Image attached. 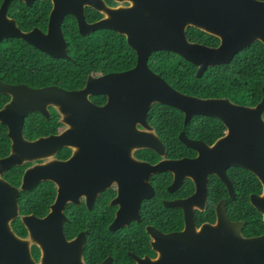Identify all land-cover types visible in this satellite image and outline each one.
Instances as JSON below:
<instances>
[{"label":"water","instance_id":"water-1","mask_svg":"<svg viewBox=\"0 0 264 264\" xmlns=\"http://www.w3.org/2000/svg\"><path fill=\"white\" fill-rule=\"evenodd\" d=\"M12 1L3 0L0 7V44L8 38H19L54 58L69 59L62 24L65 16L72 15L82 36L99 29L123 35L135 51L137 62L132 69L122 73L89 77L86 86L75 91L58 87L34 89L0 81V94L10 96V101L0 109V123L8 128L11 140V153L0 158V264H38L31 255L32 245L42 251L39 264H84L85 235L80 234L70 241L64 233L63 224L67 218L63 210L68 200L61 183L64 179L58 177V173L73 170V163L84 162L80 154L82 144L97 140L94 146L99 145L104 138L110 141L130 126L137 130V124L142 125L147 133L139 135L136 142L127 147L149 148L165 157L162 141L146 122L153 104L179 109L185 114V124L195 115L218 118L225 125L227 134L209 146L181 132L179 139L198 156L179 160L164 158L152 167L155 173H175V182L170 189H176L189 178L196 190L191 197L173 202L186 212L184 230L162 235L149 228L158 257L154 260L138 259V264H264V234L245 237L242 233L244 222L229 219L225 199L217 205L215 223H205L198 228L194 220V210L205 208L209 175H217L228 187L230 196H235L227 175L230 167L244 168L261 182L262 193L251 194L250 202L264 220V87L257 105L241 106L229 99H203L181 93L149 68L151 54L169 51L194 64L196 76L201 78L207 69L229 64L240 51L255 42L264 45V1L113 0L118 3L113 7L105 0H51L53 8L46 33L39 28L22 31L17 21L8 15ZM19 1L30 6L35 0ZM86 7L99 11L104 17L88 23ZM189 27L218 38L219 45L211 47L190 42L186 35ZM97 94L108 97L105 106L99 107L90 101L89 96ZM49 106L59 111L65 124L83 125L80 134L74 135L73 130L65 129L59 135L34 141L25 139V117L31 112L49 117ZM122 124L128 127L123 128ZM72 137L77 145L76 155L69 160L54 158L60 148L69 146ZM43 159L46 160L44 163L26 169L20 187L11 185L2 177L14 166ZM42 181H54L59 185L58 197L49 214L44 218L21 216L20 191H29ZM19 217L28 231L26 238L18 236L11 226ZM131 220L135 219L125 217L123 213L112 227L129 225Z\"/></svg>","mask_w":264,"mask_h":264},{"label":"trees","instance_id":"trees-1","mask_svg":"<svg viewBox=\"0 0 264 264\" xmlns=\"http://www.w3.org/2000/svg\"><path fill=\"white\" fill-rule=\"evenodd\" d=\"M1 3L2 0L0 5ZM50 9V0H36L31 6L15 0L8 14L17 20L22 30L29 31L34 27L46 28ZM97 15L99 14L96 11L87 8L88 20ZM63 32L70 60L50 57L18 38L5 39L0 44V79L10 83H26L34 87L58 84L75 90L85 85L89 74L101 75L123 71L136 64L137 55L128 45L126 38L112 30L99 29L89 36H82L78 31L76 19L67 16L63 23ZM186 35L190 42L211 47H216L220 43L218 38L193 27L187 29ZM149 67L173 88L189 96L203 99L229 98L234 102L251 106L256 105L262 98L264 45L258 41L240 51L229 64L207 69L201 78L196 76L197 67L194 64L169 51L154 52L149 58ZM8 99L7 95L0 94V108ZM56 119L55 112L52 113L50 120L35 112L30 114L24 128L26 137L32 139L39 135H47L52 128L51 121ZM149 120L166 145L168 156L173 158L194 154L179 141L177 134L180 131L184 130L189 136L203 131L204 135L213 134L212 136L216 138L224 130L222 123L213 117L202 119L194 117L187 126H184L179 110L162 105H155L152 108ZM29 130H36L34 137L28 135ZM9 151L7 128L0 123V158L8 155ZM67 155V149L61 150L58 154L61 158ZM23 169L24 167H13L4 177L11 184L19 186ZM229 176L236 191V197L229 199L227 203L230 218L234 221H245L243 235L246 237L263 234L262 215L249 201L250 194L260 193L262 190L259 180L251 172L238 167L231 168ZM185 185L187 191L192 190L190 181ZM224 195L226 191L223 184L217 177L212 176L209 184L208 209L202 217L205 215V219H209L213 213L210 207L214 208L215 203ZM52 199L53 189L50 182L43 183L29 192H21L19 197L21 212L34 213L38 216L45 214ZM12 226L19 235H26V229L20 219L15 220ZM65 230L68 231L67 227Z\"/></svg>","mask_w":264,"mask_h":264},{"label":"flooded vegetation","instance_id":"flooded-vegetation-1","mask_svg":"<svg viewBox=\"0 0 264 264\" xmlns=\"http://www.w3.org/2000/svg\"><path fill=\"white\" fill-rule=\"evenodd\" d=\"M50 2H51V9L48 14L46 28L44 29V28L34 27V28L41 29V31H43L44 33H46L48 30L50 13L53 8L52 1L50 0ZM105 2L109 6H113V7L118 5V3L113 0L110 1L112 2V4L109 3V0H105ZM9 8H8V11H9ZM87 8L92 9L99 14L97 15V17H94L92 20H88L86 18L88 23H95L104 17L102 13L90 7L85 8V17H86ZM67 16H72V15H67ZM67 16H65V18ZM9 17L11 16L9 15ZM17 25H18V22H17ZM62 29H63V24H62ZM25 32H28V31H25ZM57 59H63V58H57ZM65 60H70V56H69V59H65ZM130 69L123 70V71H113V72H109V73H105L101 75L89 74L86 78L85 85L82 88L75 89V90L83 89L86 86L89 77L98 78V77L111 74V73H122ZM0 81L3 83L9 84V85H14V86L15 85H26L34 89H40V88H46V87H58L66 91H75L74 89H67L58 84L34 87L26 83H10V82H4L1 79ZM262 95H263V89H262ZM7 96L9 99L6 103L10 101V96L9 95ZM97 97H100V98H97ZM94 98H97V100H94ZM89 99L93 104L99 107L105 106L108 101V97L104 94L90 95ZM216 99H223V98H216ZM224 99H229V98H224ZM229 100L233 104H237L241 106H249V107L255 106V105L251 106L247 104L237 103V102L232 101L231 99ZM155 105H162V104H153L150 107V109L148 110L147 116H146V122L150 127L154 129V131H156L158 135L156 128L149 120V113L152 110V108L155 107ZM162 106H168V105H162ZM169 107H172V106H169ZM48 110L50 112L49 117H46L39 112H35V113L40 114L46 120L51 119L53 112L56 113L57 119L54 121L53 120L51 121V125H52L51 131L47 135H39L37 137H34L35 133H37L36 130L35 131L29 130L27 132L28 135L34 138L31 139V138L26 137L24 128H25L26 119L28 118L30 114L34 113V112H31L25 117V120L23 123V135L25 139L29 141H34L40 137H47L50 135H59L65 129L73 130L74 135L80 134V131L83 125H76V124L67 125L64 122H62V116L55 107L49 106ZM180 112L182 114V120H183L184 126H187L194 117H197L198 119L210 117V116H204V115H195L189 120L187 124H185V114L182 111ZM215 119L219 120L224 126V130L222 131V134L218 135L216 138L212 136L213 134L207 135V136L204 135L203 131L197 133L194 136H189L184 130H182L177 134L178 139H179V134L181 132H184L188 138L201 141V142H204L206 145L212 146L219 138H222L223 136L227 134V130L223 122L218 118H215ZM56 124H59L60 126L59 125L56 126ZM121 127L124 128L128 126L122 124ZM86 133H91V132H86ZM145 133H147L146 129H144L142 125L137 124V130L136 129L132 130V127L130 126V129H126L125 131L121 132V134L118 137H114L110 141H106L107 138H104L102 143L99 145L94 146V144L98 142L97 140H90L89 141L90 144H82L83 150L80 151V154L84 158V162L73 163L72 164L73 170L67 171L65 173L64 172L58 173V177L64 179L61 181V183L64 185V191L67 193V200H68L63 210L64 215L67 218V221L63 224L64 233L66 235L67 240H70V241L75 239L80 234L85 235V244L82 249L84 264H138V259L154 260L158 257V252L154 249V244H153L154 239L150 235L149 228H152V230H156L158 233L162 235L177 234V233L182 232L185 228L186 212L183 208L175 206L173 202H179V201H182V200H185L191 197L195 193V190H196L194 182L191 179L186 178L184 182L181 183V185H179L176 189H170L173 183L175 182V173L172 171H161V172L155 173L152 167L158 164L164 158L170 159V160H179L183 158L192 159V158H196L198 156V153L194 151L193 149L189 148L194 153L191 156H181V157H175V158L169 157L166 145L161 140L159 135L158 137L162 141L165 147V150H166L165 157L160 156L154 150L149 149V148L140 149L136 147L137 145L132 146V147H127V146L132 145L134 142H136V139L138 138L139 135H146ZM7 135H8V128H7ZM74 139H75L74 137L70 139L69 146L60 148L55 154L54 158L59 159V160H69L73 158L77 153L76 152L77 145ZM179 141L183 145H185L180 139ZM80 143H82V141H80ZM118 144L120 145L119 148L117 147ZM108 146L110 147V149H107ZM101 147L102 149L98 150ZM63 149H67L68 151V155L65 158H61L58 156L59 152ZM10 153H11V140H10V151L8 155ZM8 155L4 157H7ZM45 161H46L45 159L35 160L31 162H26L22 166H18L22 168L24 167L22 176H21V182H22L24 172L26 171L27 168L35 164H42ZM231 168H235V167H230L227 170V175L230 180L231 178L229 176V170ZM10 169H8L2 175L3 179H5L7 182L9 181L4 176L7 174V172ZM212 176H215L218 178V176L215 174L209 175L208 194H207V200H206L204 210H200L198 208L194 210V220L198 228L202 224H205V223L213 224L216 222L217 205L223 199L226 200L225 209H226L229 219L233 222H239V221L232 220L227 210L228 200L234 199L236 197V191H235L233 182L231 180L232 186L235 191V196L231 197L228 187L219 178L218 179L223 184V187L226 191V195L222 196L215 203L214 208L210 207V210H213V213H211V217L209 219H205V215L202 217V214L205 213L208 209L209 184L211 182ZM188 181H190L192 185L191 191H187V186L185 185ZM21 182L19 186H15L11 184L10 182L9 183L15 187H20ZM46 182H50L52 189H53V199H52V202L48 205V209L46 213L40 216L34 213H22L20 204H19V198H18L19 212L21 216L35 215L39 218H44L49 214L51 206L55 203L58 197L59 185L54 181H42L34 188ZM106 185H108V187L105 189H102V187ZM29 191H20V194L21 192H29ZM262 191H263V187L260 193H252V194L259 195L262 193ZM250 196H249V201H250ZM123 213H125V217L130 218V219L134 218L135 220L129 221V225H125L123 227H118V226L112 227L117 217L121 216ZM138 217L139 219H136ZM17 219H20L21 221L20 217ZM262 219H263V216H262ZM14 221H12V223ZM240 221H243L245 225L244 220H240ZM12 223H11V226H12ZM244 225H243V228H244ZM66 227L68 231L65 230ZM13 231L20 237H23V238L28 237L27 229H26L27 233L25 236L19 235L14 230V228H13ZM242 233H243V229H242ZM261 235H258V236H261ZM252 237H255V236H252ZM31 255L33 259L39 264L41 255H42V251L40 247L36 245H32Z\"/></svg>","mask_w":264,"mask_h":264}]
</instances>
